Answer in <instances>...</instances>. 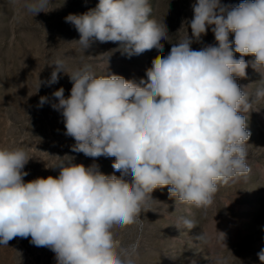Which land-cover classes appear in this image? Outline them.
<instances>
[{"label": "clouds", "instance_id": "9594fccd", "mask_svg": "<svg viewBox=\"0 0 264 264\" xmlns=\"http://www.w3.org/2000/svg\"><path fill=\"white\" fill-rule=\"evenodd\" d=\"M13 3L34 18L51 0ZM192 10L191 36L187 32L169 53L162 43L169 39L167 26L151 17L149 0H99L94 9L65 17L84 52L96 40L118 43L129 58L154 48L160 54L138 82L98 76L87 64L69 70L61 58L48 65L55 67L48 80L39 79L37 92L41 84L58 83L61 73L72 82L70 95L60 87L51 104L75 141L71 151L114 157L120 175L65 154L55 155L50 167L57 176L25 182L27 151L0 149V246L31 237V244L55 253L56 264H137L138 242L122 246L114 229H142L141 214L151 211L155 190L167 188L175 203L206 209L222 184L250 173L247 114L253 101L237 77L246 78L249 66L258 73L264 68V0L234 6L196 0ZM209 29L215 44L193 50ZM260 75L256 99H264ZM45 103L49 98L41 96L38 106ZM184 226L196 227L189 219ZM197 239L209 238L202 232ZM257 255L264 264V249Z\"/></svg>", "mask_w": 264, "mask_h": 264}, {"label": "rangeland", "instance_id": "374dc122", "mask_svg": "<svg viewBox=\"0 0 264 264\" xmlns=\"http://www.w3.org/2000/svg\"><path fill=\"white\" fill-rule=\"evenodd\" d=\"M196 0H149L151 17L163 21L168 29L164 53L172 44L182 40L191 29L192 4ZM226 5H238L242 0H221ZM99 0H51L50 6L34 18L25 13L13 0H0V149L22 147L31 158L24 168L29 174L25 182L38 177L57 176L58 169L50 168L58 156L75 157L74 163L99 165L106 175L115 174L114 157H86L74 153V139L65 135L60 112L51 106L52 96L63 87L65 97L70 95L72 82L61 73L58 83L41 84L39 79L50 78L55 66H48L56 58L65 61L71 70L85 64L98 75L116 74L125 79H146V70L160 53L154 48L128 57L118 43L93 40L82 50L76 42L79 33L65 22L69 14H83L94 9ZM230 40L234 35L230 34ZM215 44L211 29L193 50ZM239 58V54H235ZM251 60V57H245ZM251 66L247 77L237 82L249 94L253 103L247 114V128L251 132L247 146V164L251 171L226 185L215 194L214 203L206 209L174 202L167 188L152 193L151 211L141 214L142 229L137 225L114 229L115 239L122 246L138 242L137 264H261L258 253L264 249V99H256L261 75ZM41 96L49 103L39 105ZM49 167V168H48ZM184 219L194 221L196 227L187 230ZM208 242L197 239L201 233ZM223 234V239L219 233ZM31 237H16L8 246H0V264H56L55 253L46 247L30 243Z\"/></svg>", "mask_w": 264, "mask_h": 264}]
</instances>
